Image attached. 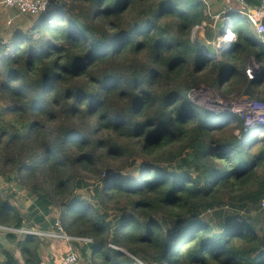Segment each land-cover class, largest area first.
<instances>
[{
    "label": "trees",
    "instance_id": "trees-1",
    "mask_svg": "<svg viewBox=\"0 0 264 264\" xmlns=\"http://www.w3.org/2000/svg\"><path fill=\"white\" fill-rule=\"evenodd\" d=\"M47 1L31 15L0 0V176L31 195L22 214L0 194V224L58 219L92 239L88 264H264V137L249 136L263 126L191 97L205 85L264 99V47L233 30L212 78L190 39L210 22L202 0ZM248 56L261 66L249 79ZM40 245L0 231V264H41Z\"/></svg>",
    "mask_w": 264,
    "mask_h": 264
},
{
    "label": "rangeland",
    "instance_id": "rangeland-1",
    "mask_svg": "<svg viewBox=\"0 0 264 264\" xmlns=\"http://www.w3.org/2000/svg\"><path fill=\"white\" fill-rule=\"evenodd\" d=\"M221 4H217V1H214V4L212 6L211 2H210V7L208 9L205 8V12L206 13L209 12L208 14L210 17V22L209 23L202 22L201 25L193 27L191 30V33H190V39L192 42H194L198 45H200V44L203 45L201 47L202 52H205L206 54H208L209 51L212 54L214 53L213 55L210 56V58L213 59L211 61V64L214 63V67L216 68L213 72L212 78L215 77L214 75L216 74L217 71L224 70V68H222L224 61L220 57V54H219L220 50H218V49L225 47L227 45L228 39H230L231 37H233V39H234L235 32L233 30H238V29L243 30L251 38L256 39L257 41H259L260 44H262L261 35H259L254 30L253 26L249 23L248 20H245V19H234V21L226 20V22H227L226 25H225V22L223 19L218 20L219 18L223 17L225 14H228L229 12H235L236 11L231 6L226 7V5L224 6V9H223V8H221ZM1 5L4 6L2 3H1ZM228 9H230V10H228ZM1 10L2 9L0 7V12L2 13V15L0 17H3L4 14L6 15V12H3ZM218 13H219L218 18H215L214 16L212 17V15H216ZM6 17L8 18L9 16L6 15ZM21 17H22V15H19V16L16 15L15 17L13 16V17H11V20L9 22L7 21V18H5V24L12 26V24L14 23V20L15 19H21ZM229 25H232L230 27V32H228V33H230V37L228 39H225L220 45H218L216 35L221 33L222 30H225L224 28L226 26H229ZM207 28L211 29L210 35H208V36H206V34H205V32L207 31ZM206 39H208V40H206ZM212 40L215 42H213ZM216 55H217V57H216ZM238 68H242V65H238ZM247 76H248V74H247ZM201 86H203V89L206 90L205 89L206 87H204L205 85H201ZM228 88H229V82L228 83L226 82L224 84V89H228ZM208 89H210L212 92L211 97L207 96L206 94H202V92H195L194 95H191V97H192V99L194 98V100H198L201 103L200 106H202V107L204 106V104L206 105V107H209V104L213 100V98H218L220 101L219 105H215L214 103H212L214 105L212 107H209V109H212V111H215L218 113L222 112L221 114L217 115V117H221V116L225 115L227 113V111L230 110L229 109L230 102L232 100H234L235 98L239 97L234 93H230L225 97H221L217 93V89H215V88H208ZM259 130H260L259 132L256 131L255 129L250 130L249 136L251 138H254L257 135L259 137H264V127H261V129H259ZM232 139H235V137H232ZM79 191L82 193V195L84 197L88 198V200L90 202H92L93 204H96V205L98 204V199L94 195L93 185H90L86 189H80ZM0 194H1L2 198L8 200L10 204H13L14 206H16L22 214L28 213V210H29L28 206L31 203V195L25 189L20 188L19 185L16 183V181L8 182L4 179L3 176H0ZM251 214L253 215V213H251ZM57 215H58V213H57L56 209L54 207H51V211L46 216V219L49 220L52 217L57 218ZM57 221H58V219H57ZM254 221H256V218L254 219ZM258 223H262V220L259 221ZM53 225H54V223L50 224L49 228H52ZM34 226L39 228L40 224H38L37 222H34ZM36 236H38L39 240L41 241V245H40L39 249H40V252L42 251V254L44 253V249H45L47 243L54 241V239H62V238L46 237L43 234L40 236L39 235H36ZM81 246H83L82 243L81 244L77 243V247H74V248L76 250L78 249L80 251ZM6 247L11 248L9 244H7ZM12 247L14 248L13 251L16 252L15 254L20 258L19 251H16L17 248L14 246H12ZM79 256H80L79 264H88V258L86 256H84L83 254H81V255L79 254Z\"/></svg>",
    "mask_w": 264,
    "mask_h": 264
},
{
    "label": "built area",
    "instance_id": "built-area-1",
    "mask_svg": "<svg viewBox=\"0 0 264 264\" xmlns=\"http://www.w3.org/2000/svg\"><path fill=\"white\" fill-rule=\"evenodd\" d=\"M202 2L205 4V8L207 9L210 7V2L212 6L214 4V0H202ZM237 2H238L237 7H232L231 5H226V7L231 6L233 9H235L236 13H238L242 17H245L249 21V23L254 27L255 31L258 34L263 35L264 33V0H259V3L255 5L247 3L246 0H237ZM1 3L6 7L16 8L20 13L31 14V15H35V14H38L39 12L45 11L48 7L47 0H1ZM213 16L215 18H218L219 13L216 15H212V17ZM220 19L224 20L225 25L227 24L226 20H229V21L232 20L229 14H225L223 17L219 18L218 20ZM231 26L232 25L226 26L224 28L225 30H222L221 33L216 35L218 45H220L225 40V37L228 36V32H230ZM230 40H232V38H230ZM258 65L259 64H256V62H253V72H255L254 75L259 71ZM249 74L251 75V73ZM205 89L206 90L203 89V86L196 88L193 90L191 95H194L195 92H202V94H206L207 96L211 97L212 96L211 90L208 88H205ZM194 102L199 106L201 105V103L198 100H194ZM212 103H214L215 105H219L220 101L218 98H213V100L209 104V107H212L214 105ZM203 107L209 109V107H206L205 104ZM229 109L230 111L238 114L243 119V131L249 128L255 127V126L264 127V99L239 96L230 102ZM236 133H238V131H236ZM261 206L264 207V198L261 200ZM0 231L15 232V233H20V234H33V235H39V236L43 234L46 237L62 238L68 241L74 240L80 243L90 242L92 240L90 237L68 235L63 230V227L61 223L59 222V220L54 223L52 228H49V227L38 228L35 226H22V227L17 228L13 226L9 227V226L0 224ZM79 259H80V256L76 250H69L68 252L65 253V255L60 260L51 262L49 264H79ZM134 259L139 264H145L136 257H134Z\"/></svg>",
    "mask_w": 264,
    "mask_h": 264
},
{
    "label": "crops",
    "instance_id": "crops-1",
    "mask_svg": "<svg viewBox=\"0 0 264 264\" xmlns=\"http://www.w3.org/2000/svg\"><path fill=\"white\" fill-rule=\"evenodd\" d=\"M217 1V4H221V8L224 9L225 5H231L232 7H237L238 6V2L237 0H214ZM254 28V27H253ZM255 30V29H254ZM261 35V42H262V46L264 47V36L262 34ZM214 54V53H213ZM212 54V55H213ZM217 57V55H216ZM253 62H256L253 56H248L246 59V64H245V71L248 74L247 78H252L254 77V73L253 72ZM256 64H258L256 62ZM260 66V64L258 65ZM261 68V66L259 67V69ZM251 73V76L249 73ZM251 76V77H250ZM260 91L264 92V82L259 86ZM240 97H250L248 94H241ZM74 241V240H73ZM80 243V242H78ZM89 242H84L82 244H86ZM74 242L72 241H68L66 239H54V241L47 243L45 249H44V253L42 254L41 251V258H42V263L41 264H49L51 262L60 260L66 252H68L69 250H76L74 247H77L76 245L74 246ZM122 249V248H121ZM81 250V247H80ZM77 253H79L81 255V251H79L78 249L76 250ZM19 258V257H18ZM3 259L0 257V261H2Z\"/></svg>",
    "mask_w": 264,
    "mask_h": 264
},
{
    "label": "bare ground",
    "instance_id": "bare-ground-1",
    "mask_svg": "<svg viewBox=\"0 0 264 264\" xmlns=\"http://www.w3.org/2000/svg\"><path fill=\"white\" fill-rule=\"evenodd\" d=\"M230 37V33H228V36L227 37H225V39H228Z\"/></svg>",
    "mask_w": 264,
    "mask_h": 264
},
{
    "label": "water",
    "instance_id": "water-1",
    "mask_svg": "<svg viewBox=\"0 0 264 264\" xmlns=\"http://www.w3.org/2000/svg\"><path fill=\"white\" fill-rule=\"evenodd\" d=\"M263 36H264V33H263ZM260 67V66H259ZM120 249V248H119ZM121 251H123V252H126L125 250H123V249H120Z\"/></svg>",
    "mask_w": 264,
    "mask_h": 264
},
{
    "label": "clouds",
    "instance_id": "clouds-1",
    "mask_svg": "<svg viewBox=\"0 0 264 264\" xmlns=\"http://www.w3.org/2000/svg\"><path fill=\"white\" fill-rule=\"evenodd\" d=\"M232 39H233V37H231ZM229 41H231L230 39H229ZM229 41H227V42H229ZM209 110H212V109H209Z\"/></svg>",
    "mask_w": 264,
    "mask_h": 264
}]
</instances>
